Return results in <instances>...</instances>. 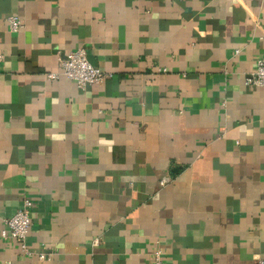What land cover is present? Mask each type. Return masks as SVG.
<instances>
[{
  "label": "crops",
  "instance_id": "crops-1",
  "mask_svg": "<svg viewBox=\"0 0 264 264\" xmlns=\"http://www.w3.org/2000/svg\"><path fill=\"white\" fill-rule=\"evenodd\" d=\"M78 46L102 84L47 78ZM0 54V230L29 196L48 255L0 264L264 258V0H0Z\"/></svg>",
  "mask_w": 264,
  "mask_h": 264
},
{
  "label": "built area",
  "instance_id": "built-area-1",
  "mask_svg": "<svg viewBox=\"0 0 264 264\" xmlns=\"http://www.w3.org/2000/svg\"><path fill=\"white\" fill-rule=\"evenodd\" d=\"M11 32H18L23 28L22 20L15 15L6 18ZM238 53L239 50H236ZM59 72H49L46 74L48 79L55 80L64 76L75 82L80 90L94 85H99L111 74L93 66L88 58L84 47L78 46L67 52L64 56L59 54ZM3 55L0 54V63ZM244 83L249 87L264 88V54L256 59L254 69L244 78ZM168 178H162L160 185L168 182ZM33 208L32 199L24 195L22 204L14 213L3 219V227L0 230V237L3 240L11 239L16 244L18 251L27 257H35L39 261L48 258V255L41 250H34L27 244V236L31 227V212ZM150 264H164L162 260V249L157 246L150 253ZM256 264H264V258H260Z\"/></svg>",
  "mask_w": 264,
  "mask_h": 264
}]
</instances>
